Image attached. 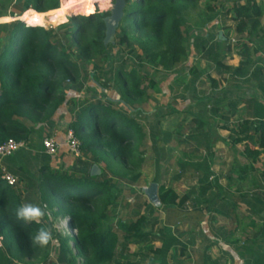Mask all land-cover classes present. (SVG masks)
<instances>
[{"label": "trees", "instance_id": "16d2710c", "mask_svg": "<svg viewBox=\"0 0 264 264\" xmlns=\"http://www.w3.org/2000/svg\"><path fill=\"white\" fill-rule=\"evenodd\" d=\"M60 1L64 15L54 17L60 21V26L54 30L42 28L49 20L46 13L56 12ZM92 1L94 8L95 3L104 8L107 0H74V4L72 0H0V18L6 17L10 8L18 12L9 13L11 18L31 10L21 22L0 24V146L11 140L29 146L33 145V140H40L42 146V141L53 135L60 119L68 117L66 131L71 130L80 142L82 158L86 160L72 158L69 167L52 170L50 160L59 153L47 156L42 147V153L33 158L32 165L37 172L30 162L26 165L29 168L19 167L13 173L14 186L3 182L0 165V264H25L26 259L46 262L55 245L57 264H77L69 242L81 257V264H113L118 254L127 252L130 243L147 241L152 236L153 225L150 231L144 232L147 222L139 212L140 207L134 209L125 222L116 221L113 211L123 199L116 185L126 182L130 193H135L134 184L141 178V168L147 162L148 143V150L155 157L165 158L160 137L165 139L167 135L161 129V120L174 112L165 104L173 89L168 86L166 94L160 84L169 75L173 76L170 72L184 67L182 70L190 75L192 87L201 73L192 67L191 57L219 64L217 57L212 59L216 51L214 46H209L208 38L201 33L193 34L188 25L187 18L198 9L201 0H126L113 42L107 44H104V20L109 13L89 16L93 11L85 15L84 7ZM203 9L210 16H215V11L220 9L222 14L231 16V21L245 22L243 31L248 38L261 32L264 0H208ZM77 12L84 17L71 18L64 24L70 14ZM243 49L248 52L245 45ZM86 65L93 74H88ZM241 65L235 73L242 70ZM150 69L168 76H159L162 80L159 82L150 78L147 73ZM89 81L100 96H82L81 101L78 100L84 84ZM148 89L161 93L163 102L153 113L144 114L133 107L138 100L147 97ZM108 90L112 91V96H105ZM192 100L196 101L198 113L193 119L197 126L191 140L196 144L195 154L199 150L202 153L192 162H178L180 171L176 179L190 171L196 178L198 192L193 189L181 197L172 187L158 186V203H148L146 212L152 213L154 208L163 209L166 214L180 212L191 196H203L210 188L218 187L217 179L209 181L213 176L208 165L213 141L211 127L204 121L207 117L210 121L216 109L206 96L193 95ZM258 108L262 113L235 126L232 142L233 145L245 143L243 154L248 167L239 168L235 174L241 180L251 177V188L256 195L248 197L246 193L240 197L244 190L238 187L229 194L222 192L224 204L228 197L245 202L262 223L257 234L244 241L242 251L247 255L261 249L260 241L264 244V217H261L264 202L259 200L264 188L257 185L260 179L264 181V171L259 174L252 167L264 155V108L260 105ZM228 116L223 114L221 118L227 120ZM20 150L17 152H24V148ZM100 163L105 165L101 171ZM92 167L98 169L96 175L91 174ZM152 183L157 184L155 180ZM217 201L212 203L216 210L227 205ZM27 204L45 211L42 217L45 222L18 218L17 210ZM228 206L235 209L236 205L234 202ZM57 217L69 220L75 236L64 238L54 230L47 245L34 242L37 232L46 231V226L51 227ZM250 221L253 226L255 219ZM157 234L162 241L156 251L162 256L158 264H166L165 255L177 240L174 236L169 240L164 238L170 234L168 225L158 229Z\"/></svg>", "mask_w": 264, "mask_h": 264}, {"label": "rangeland", "instance_id": "374dc122", "mask_svg": "<svg viewBox=\"0 0 264 264\" xmlns=\"http://www.w3.org/2000/svg\"><path fill=\"white\" fill-rule=\"evenodd\" d=\"M15 0H12V2H14ZM208 0H201L200 6L198 7V9L191 13L189 15V17L187 18L188 21V25L191 28L190 32H193V34L198 33V32H202L204 31L205 27L204 25L206 23H208V21L210 20V15H207L204 11V3H206ZM242 3V2H241ZM72 4H74V0H72ZM106 6L103 8L101 6H99L98 3H95V8H94V2L92 1L91 3H87L84 7V13L85 15H89L91 14L93 11V14L89 15H96V14H101V13H109L110 9L113 6V1L112 0H107L106 1ZM61 5V1L59 4V7ZM230 5L228 4V7ZM33 11V10H32ZM27 13L31 12V10L26 11ZM9 13H13V14H18L17 10L15 9H9L8 10V15L5 18H0V24L3 23H9V22H13V21H20L22 19V15L25 13H22L20 16H17L16 18L14 17H10ZM206 15H205V14ZM215 14L217 16H219V20H226L228 21L229 18L222 14L220 9H217L215 11ZM46 17H49V20L46 21L47 24L42 27L46 30H54L56 28H58L60 25V21H58V19H55L54 17L56 16H60L62 17V15H64V12L62 11L61 7L54 13H46ZM205 15V16H204ZM88 16V17H89ZM83 18L84 16L82 14H80L79 12L77 13H72L70 14L67 19L66 22L64 24H66L67 22L70 21L71 18ZM51 18V19H50ZM21 22V21H20ZM245 24V22H243ZM241 23V24H243ZM26 25V24H25ZM62 25V24H61ZM243 30V28L239 27L238 29H236V33L233 34L231 36V41H229L228 44V48L232 47L231 49H234L238 46H240V44H242L239 38V35H242L241 31ZM110 43L113 42V40L111 39L109 41ZM118 49L120 48L119 46H116ZM134 48L136 49L137 53L140 54L139 49L137 48V46H134ZM117 51V50H116ZM195 62H192L191 65L193 68H197V64H194ZM128 66L131 65L130 61L127 64ZM85 68H87V72L88 74H93V70L91 69V67H89L88 65L85 66ZM182 68L184 67H177L173 70V72H170L171 74H175L176 77L175 79L179 82V80H183L182 81V85L187 88H185L184 91L180 92V93H175L174 90L172 91V93H170V97L169 99L166 101L165 104H178L177 101H180V103H183L182 101H188L189 103H194L196 102L195 100H192V97L190 96L191 91L188 88V81L187 79H190V75L188 74V72H185L182 70ZM208 67H206L205 69L207 70ZM92 70V71H91ZM160 70V69H158ZM205 70V71H206ZM150 76V78H155V80L162 82L161 79H158L159 76H164L166 75V73H164L165 75L161 74L159 75V73H155L154 69H150L149 72H147ZM187 78V79H186ZM187 82V83H186ZM201 85H198V90L199 91H206L208 90L209 87V81L207 79V77L205 75H202L201 81H200ZM175 87V85H173V88ZM83 91L82 93L79 95V97L77 98L78 100L81 101L82 96L84 98H89L90 96H100L97 93V88L94 86V84H92L90 81L87 82L86 84H84L83 87ZM160 88L162 90V92H165L166 94L168 93L167 89L165 88V84L162 83L160 84ZM172 88V89H173ZM114 90H116L113 87ZM112 89V90H113ZM118 93V92H117ZM207 93V92H206ZM204 93V94H206ZM109 94L112 96V91L108 90V93L105 94V96H109ZM119 94V93H118ZM117 94V95H118ZM146 95L147 97L145 99H141L140 101L138 100L135 104L133 108H136L138 110H140L142 113L144 114H151L155 111V108H158V105L163 102L162 101V94L161 93H154L151 89H148L146 91ZM110 96V97H111ZM205 96V95H204ZM115 97V95H114ZM165 102V101H164ZM164 104V103H163ZM195 105V104H194ZM190 112V110L188 111ZM183 114H176L175 112L170 113L169 115H167L166 117L163 118V124L161 125V129L163 128L164 133H169L170 139H164L163 137H160V141H161V147L164 148L165 151V158L162 160H159V158L155 157L153 155V153L148 150L149 149V143L147 144V152L145 154L146 156V164L143 165V167L141 168V178L138 180V182H136V184H134V189L136 190L134 194H131L130 191L128 190L127 187V183L120 181V183H117L116 187L118 190H120L121 192V196L123 199H121V202L119 204V206H117V208L115 209V211H113V213L115 214L116 217V221L117 220H121L122 222H125L128 218H130V214L133 212L134 209H137V207H140V214H143L145 217H147L148 212L150 211H145L148 203H150L148 201V199L146 198L145 195V190L148 189L150 187L153 180H155L158 184V186H165V187H172L174 188V190L176 191V193L179 196H184L185 194H187L188 192H190V190L195 189L197 192V188H198V184L196 181V178L189 172H186V174H184L183 176L180 177V179H176V176L179 174V168H178V162H183V163H187V162H192L194 161L197 157L196 156H201L200 151L199 153L195 154V148H196V144L193 142H189L187 140H183L181 139V137L183 135L186 136L189 135L191 133V131H193L196 126L197 123H195V121L193 122V120H191L190 118H185V120L187 119V121H183ZM168 118V119H167ZM166 119V121H164ZM180 121L185 122L184 123H180ZM204 121L206 122V126L207 125H211L208 117L207 119H204ZM162 123V120H161ZM214 127V125H213ZM166 133V134H167ZM232 137H230L228 139V143L229 146L231 145V142H233ZM233 144V143H232ZM229 152H231L233 154V152H238L240 149H238L237 147L235 148V146H233V148H229ZM158 157H161L160 155H158ZM5 158L2 160L1 164L3 165V163L9 159ZM77 159H81V158H77ZM159 161V162H158ZM211 161V162H210ZM223 159H218L217 161H214V164L212 163V159L210 158L208 160V165L210 166V171L213 170L212 174L213 176L209 179L212 180V178L218 179L216 176L220 175L223 176L227 175L226 171L223 170V166L225 165V163H222ZM212 163V167L211 164ZM66 168L69 167L70 165H72V163H70L69 161H67L66 163ZM224 164V165H223ZM261 163H258L256 168L259 170L264 169V166L261 167ZM105 167L104 163H100L98 168L101 171V169L103 170ZM235 169V167H231V170ZM216 174V175H215ZM220 182L217 184L218 187H213L210 188L203 196H198V194L191 196V200H189L184 209L182 211H180V217L183 218L184 222H182V220H178L179 221V226H178V231L179 234H181V232L187 231V232H194V233H199L200 236H204L202 233V224L204 223L207 230H209L210 233L213 234H219V237H214V239H208V238H204V237H198V239L195 241V244L193 245H200V246H205V245H209V248L206 250V253H203L202 250L197 249V250H193L196 252H192V250H190L189 252L186 251V253H184L182 260H181V264H202L204 263L203 260L206 258V260L210 259L212 262H217V264H234V259L232 258H228L226 257L225 252H223V246H224V238L225 236L223 235L225 229L228 227V220H225V218L223 217L222 213L227 209L228 211H232V218H233V214H234V218H236V220H233L235 222V224H237V229H238V224H239V217L245 216L246 214L249 216L248 220H243V224H247V234L251 235L252 234H257V231L260 230L262 223L259 222V220H255L254 225H250V219L254 220V215L251 213V210L249 209V207L243 205V204H236V202H238L237 200L231 199V198H226L225 200V204H227L225 206V208H219L216 210V207H214L212 205V203H214L215 201L218 202V204L222 205L224 204V199L222 197V192L225 193L227 192V194H229L230 192H234L235 188H242L244 191L241 193L242 196L240 197H244V195L246 193H249L248 197H252L253 195L255 196V190H253L252 185H251V177L246 179V180H241L240 178L237 177V175H231L229 176L231 178L228 177L227 180H222L220 179ZM144 192V193H142ZM264 193V192H263ZM263 193L260 194V196H264ZM258 195V194H257ZM236 204L235 206V210H231L228 206L229 203H234ZM193 203L195 204V207H193ZM224 204V205H225ZM45 212V211H43ZM214 212V216L213 213ZM151 213V212H150ZM166 211L163 209H153L152 210V215H150L149 217V221L147 222V226L144 230H147L148 228H150V226H152V224H150L152 222V220H154L155 218H163L166 215ZM246 213V214H245ZM46 214V213H45ZM205 214H209L211 216V218H208L205 222L203 215ZM212 214V215H211ZM230 214V213H229ZM245 214V215H244ZM149 215V214H148ZM262 217H264V213L261 215ZM43 217V216H42ZM42 217L36 221V222H45L44 219H42ZM244 218V217H242ZM63 218L57 217V219L52 221V226L51 227H47L46 226V231H48L49 233L53 232L54 230L56 231L57 234H59L62 237H67L68 239L71 238L69 235V233L63 231L60 228V222ZM192 223L191 225L188 224V221ZM116 221H114V225H116ZM156 222V220H155ZM158 225L159 224H164L163 220H157ZM159 228H162L163 225H159ZM158 228V229H159ZM158 231V230H157ZM230 232V237H229V243H235L236 246H240L243 245L244 243V235L243 233H246L245 231L242 232V236L240 235V232H235V230L233 231H229ZM119 235H121L120 232H118ZM184 235L181 236V240L183 242H185L188 238L187 234H185V232L183 233ZM52 237V234H50ZM201 238V239H200ZM259 239V238H258ZM260 240V239H259ZM259 243V241H258ZM261 244V249L259 251H256L257 253L254 255H246L245 257L243 256V259L247 261V264H254L256 261H262L264 262V244L262 243V241H260ZM69 245L71 247V249L73 250V255L75 256V261L77 264H81L82 263V259L81 257H79L77 255V252L73 249V244L71 242H69ZM137 246L139 245H143L144 246V242L139 241L138 244H136ZM148 247V248H147ZM146 248L141 247V249H137L134 248L133 249V254L130 255L131 258H129V264H139V261H144V264H150V262H154L156 264H158V262L161 261L162 256L155 254V253H151L150 250H152L151 246H147ZM263 247V248H262ZM139 248V247H138ZM207 248V247H206ZM128 251V249H127ZM141 255V257H140ZM153 255V257H152ZM177 256L179 254H176ZM57 256H58V251H57V246H53L52 249H50L49 251V257L46 260V262H36L35 260H28L26 259L24 262H26L25 264H52V263H56L57 262ZM121 258V257H120ZM153 258L151 261L150 259ZM166 260L167 261V255H166ZM211 258H213L215 261H213ZM126 259H124L123 264L125 263ZM14 264V263H13ZM57 264V263H56ZM126 264V263H125ZM171 264H179L178 261L176 260H172Z\"/></svg>", "mask_w": 264, "mask_h": 264}, {"label": "crops", "instance_id": "0c3cea01", "mask_svg": "<svg viewBox=\"0 0 264 264\" xmlns=\"http://www.w3.org/2000/svg\"><path fill=\"white\" fill-rule=\"evenodd\" d=\"M242 2V1H241ZM243 3V2H242ZM241 3V4H242ZM25 12L22 17L26 14ZM229 18L228 21L219 20V16L215 14V16H210V20L208 23L204 25L205 29L202 32L195 33L196 34H203L205 37L209 40V46H214L215 54L214 58H218L219 64H216L214 60H211L210 62H206L201 57H191L190 60L195 62L194 64H197V68L195 67L197 72L201 73L200 78L192 85V87L189 85L190 79H187L188 81V88L191 91L190 96L196 95L199 98L208 97L210 99V103L213 105V107L216 109V113L213 114V116L210 117V127H211V136L210 139L213 141V144L211 146L210 151V158L212 159V163L214 164V161H217L218 159H223L222 163H225L223 166V170L226 171L227 175L220 176V179L227 180V178L231 175H237L235 174L236 171H238L239 168L242 167H248V161L244 159V144L239 145H233L231 142V145L229 146L228 139L230 137L235 138L234 136V129L237 124H239L241 121L249 118L250 120L252 118H255L258 114L262 113L261 109L258 108V105L261 106V108H264V21L261 22V32L257 34V36H253L252 38H248L246 32L243 30L241 31L242 35H239L240 41L242 44L240 46L231 49L232 47L228 48L229 41H231V36L236 33V29L239 27L243 28L245 27V24L236 23L230 20L231 16H227ZM5 18V17H3ZM248 50L247 53L244 52V47ZM248 56V58H247ZM246 63V64H245ZM242 66V70L238 73H235V69L240 65ZM206 67L207 70L205 69ZM206 70V71H205ZM184 74L187 72L185 69H183ZM202 75H205L209 81V87L206 91H199L198 85L201 81ZM168 76V74L166 75ZM165 76V77H166ZM176 75L173 74V76L170 77V75L165 79L163 82L165 84V88L171 87L173 88V85L175 87L173 88L175 93H180L185 90V87L182 85V79L179 80V82L175 79ZM172 80H171V79ZM191 78V77H190ZM207 92V93H206ZM206 93V94H204ZM183 103H180V101H177L178 104H167L166 106L170 109H173L176 114H183V121L185 118H190L191 120L194 119V117L197 116L198 113V106L195 103H189L188 101H182ZM195 104V105H194ZM190 110V112H188ZM63 114H66L63 112ZM227 114L229 115L227 120L222 119V115ZM168 119V118H167ZM69 121L68 117H63L58 122V125L53 133V137L56 140V142L59 145V154L56 156V158H51L50 160V167L52 170H58L60 167L66 168V163L69 161L72 163V157L69 153H67V149L65 146V134H66V125ZM166 121V119L164 120ZM183 121H180V123H184ZM187 121V119L185 120ZM194 122V121H193ZM163 124V120L161 125ZM214 125V127H213ZM163 130V128H162ZM167 133V132H166ZM166 139H170L169 133L166 134ZM194 136L193 131L189 135L186 134L181 137L183 140H187L189 142H192L191 137ZM32 143V142H31ZM34 145H25L24 152L14 153L9 159H7L1 167L5 172L12 177L14 176L13 173L20 167L25 166L26 168H29V166H26L28 162L32 163L34 162L33 158L36 155H39L42 153V146L40 143V140H33ZM235 148L237 147L240 149L238 152H229V148ZM196 149V148H195ZM21 151V150H20ZM200 153H202L201 150H199ZM18 153V154H17ZM22 155V158H19ZM81 160L85 162L86 160L81 157ZM211 162V161H210ZM212 163L210 164L212 167ZM261 163V167L264 166V155H261L259 161L252 165V167L256 170L257 173H261L264 171V169L259 168V170L256 168L257 164ZM34 165V163H33ZM31 166L35 168L36 166ZM30 167V170H31ZM231 167H235V169L231 170ZM93 168V167H92ZM92 168H91V174H92ZM96 168V167H95ZM211 169V168H210ZM249 169V168H248ZM34 171V172H35ZM213 172V170H211ZM98 173V169L94 171V175ZM256 173V174H257ZM93 175V174H92ZM216 175V174H215ZM258 175V174H257ZM216 176L218 179V183L220 182L219 177ZM217 183V184H218ZM219 185V184H218ZM258 186L260 185L262 188H264V181L262 179L259 180ZM158 186V185H157ZM220 186V185H219ZM259 200L263 203L264 202V196H260ZM151 204V203H150ZM236 204H243L246 206L245 202H236ZM235 204V205H236ZM231 210H235L230 208ZM213 216L215 215L214 212ZM230 213V214H229ZM149 214V215H148ZM146 220L149 221L150 215H152L150 212H148ZM246 214V213H245ZM244 214V215H245ZM212 215V214H211ZM225 220H228V227L225 229L223 235L225 236L224 240V246L223 252H225L226 257L234 259V264H247V261L243 259V256L245 257L247 254L242 251V248L244 246L240 244V246H236L235 243H229V237L230 232L235 230V232H240V235L242 236V232H246L247 230V224H243L245 220H248V215L239 217V224L237 229V224L233 223L236 220L232 218V211H228L227 209L222 213ZM204 220L208 218H211L209 214L203 215ZM208 217V218H207ZM262 217V216H261ZM164 222V224L159 225H168L170 229L169 236H165L164 238L169 240L170 236H174L175 240H177V244L172 246L168 252L167 255V261L166 264H171L172 260H176L181 264L182 257L186 251L192 250V252H196L193 250L200 249L203 253H206V250L209 248V245L200 246L195 244V241L198 239V237H206L208 239H214V237H219V234H213L210 233L209 230H207L205 224H202V233L204 236H200L199 233L194 232H187L184 231L185 234H187L188 238L185 242L181 240V236L184 235V232H181L179 234L178 226L179 221L182 220L184 222L183 218L180 217V212L174 211L171 214H166L163 218H161ZM159 218H155L152 220L150 224L153 225L152 229V236L144 242L143 245L137 246L138 243H130L127 247L128 251L123 254H118L115 262L113 264H123L124 259H126L125 263L129 264V258H131L130 255L133 254V249L137 248L138 250L141 249V247L146 248L147 246H151L152 250H150L151 253H155L156 251L161 248L162 241L160 240L157 230L160 227L158 225L157 220H161ZM233 219V220H232ZM255 220H258L256 217H254ZM156 220V222H155ZM244 220V221H243ZM253 220V219H250ZM188 224H192L187 220ZM160 229V228H159ZM150 231V228L147 230H144V232ZM121 233V232H120ZM246 233H243L244 240L248 238L249 236ZM200 238V239H201ZM165 239L164 242H165ZM168 242V241H167ZM139 247V248H138ZM207 247V248H206ZM148 248V247H147ZM256 249V248H255ZM239 250V251H238ZM176 254H179L178 256ZM165 255V257H166ZM121 257V258H120ZM141 257V255H140ZM153 257V255H152ZM246 258V257H245ZM153 258L150 259V261ZM213 261H215L213 258H211ZM166 260V258L164 259ZM204 263L202 264H211L212 262L210 259L206 260V258L203 260ZM124 263V264H125ZM159 263V262H158ZM139 264H144V261H139ZM150 264H156L154 262H150ZM254 264H264V262L256 261Z\"/></svg>", "mask_w": 264, "mask_h": 264}, {"label": "built area", "instance_id": "2783aa9c", "mask_svg": "<svg viewBox=\"0 0 264 264\" xmlns=\"http://www.w3.org/2000/svg\"><path fill=\"white\" fill-rule=\"evenodd\" d=\"M65 146L69 152V154L74 158H81V144L80 142L74 137V134L71 130H67L65 134ZM43 153L47 156L53 157L56 156L59 151V145L54 139L53 136L50 138H45L42 141ZM25 148V144L23 142H15V141H8L6 144L0 146V165L2 160L8 157H11L14 153L19 151L20 149ZM2 180L8 186H14L15 178L11 175L7 174L5 170L1 167ZM69 220L67 218L62 219L60 222V228L69 233L70 237L75 236V230L69 227ZM2 247V239L0 238V248Z\"/></svg>", "mask_w": 264, "mask_h": 264}, {"label": "water", "instance_id": "95a60500", "mask_svg": "<svg viewBox=\"0 0 264 264\" xmlns=\"http://www.w3.org/2000/svg\"><path fill=\"white\" fill-rule=\"evenodd\" d=\"M113 6L109 11V16L105 18L104 23L106 27L104 44L109 43V41L114 37L118 24L123 16V9L125 7L126 0H112ZM95 167L92 168V174L94 175ZM157 184H151L148 189L145 190V195L151 204L156 205L158 203L157 199Z\"/></svg>", "mask_w": 264, "mask_h": 264}, {"label": "clouds", "instance_id": "9594fccd", "mask_svg": "<svg viewBox=\"0 0 264 264\" xmlns=\"http://www.w3.org/2000/svg\"><path fill=\"white\" fill-rule=\"evenodd\" d=\"M18 218H22L25 221H38L43 215V210L35 205L27 204L21 206L16 213ZM34 242L40 245H47L51 239V235L48 231L40 230L33 238Z\"/></svg>", "mask_w": 264, "mask_h": 264}]
</instances>
